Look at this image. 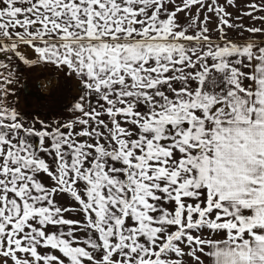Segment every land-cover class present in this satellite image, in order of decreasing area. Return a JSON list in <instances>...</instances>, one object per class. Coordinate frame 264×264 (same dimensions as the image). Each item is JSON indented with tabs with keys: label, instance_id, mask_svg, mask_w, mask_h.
<instances>
[{
	"label": "snow or ice",
	"instance_id": "6c2138e0",
	"mask_svg": "<svg viewBox=\"0 0 264 264\" xmlns=\"http://www.w3.org/2000/svg\"><path fill=\"white\" fill-rule=\"evenodd\" d=\"M246 7L260 27L218 0H0V264H264V0ZM14 60L74 78L79 115L26 122Z\"/></svg>",
	"mask_w": 264,
	"mask_h": 264
},
{
	"label": "rangeland",
	"instance_id": "374dc122",
	"mask_svg": "<svg viewBox=\"0 0 264 264\" xmlns=\"http://www.w3.org/2000/svg\"><path fill=\"white\" fill-rule=\"evenodd\" d=\"M251 2L252 0H234L233 5L229 6L227 0H218V3L226 7V10L231 13L232 23L238 25L243 24L245 28L253 25L260 27V21H253L249 17L236 19V17L241 16L242 12L248 10L246 5ZM256 2L259 3L260 0H256ZM195 11L196 9L194 8L193 13ZM205 15L212 17L209 27L214 32L212 38L215 40L218 37L217 18L213 13L205 11L201 13V20H203ZM255 15L260 16L264 15V13L258 12ZM180 16L183 20L184 14L181 13ZM226 31L227 35L236 42H242L250 36L246 31L243 32V35H240V29H226ZM254 38L260 39L259 34H256ZM14 63L20 76L18 90L15 93L14 100L18 110L24 115L26 122H35V127L40 128L41 125L38 122L40 120H43L49 126H54L58 121L67 122L70 119H74L75 115H79L78 113L74 114L72 110L76 98L81 94L76 87L74 78L65 77L63 71L56 70L52 65L39 64L29 67L18 60H14ZM41 85L43 86L41 87ZM32 142L38 145V138L34 137ZM57 200L62 206L78 207L68 195L58 196ZM64 215L70 219H82L81 214L77 212H69ZM76 235L81 239L84 238L83 232H77ZM41 251L46 250L41 249ZM52 254L62 256V254L55 250H52ZM64 259L66 260V258Z\"/></svg>",
	"mask_w": 264,
	"mask_h": 264
},
{
	"label": "crops",
	"instance_id": "0c3cea01",
	"mask_svg": "<svg viewBox=\"0 0 264 264\" xmlns=\"http://www.w3.org/2000/svg\"><path fill=\"white\" fill-rule=\"evenodd\" d=\"M17 63V62H16ZM17 66H18V63H17ZM18 90V86H17V88H16V91Z\"/></svg>",
	"mask_w": 264,
	"mask_h": 264
}]
</instances>
